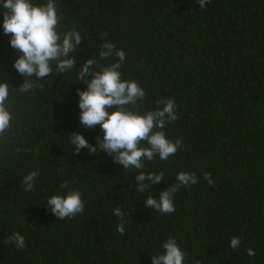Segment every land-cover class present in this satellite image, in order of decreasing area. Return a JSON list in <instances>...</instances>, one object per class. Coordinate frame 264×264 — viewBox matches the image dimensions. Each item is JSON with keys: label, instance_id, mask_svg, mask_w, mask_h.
I'll use <instances>...</instances> for the list:
<instances>
[{"label": "trees", "instance_id": "obj_1", "mask_svg": "<svg viewBox=\"0 0 264 264\" xmlns=\"http://www.w3.org/2000/svg\"><path fill=\"white\" fill-rule=\"evenodd\" d=\"M56 3L57 31L82 37L76 67L59 73L53 62L51 75L21 91L24 77L13 67L21 53L4 34L0 0V82L11 86L12 114L0 135V264H151L170 237L186 253L185 264H264V0H209L204 8L198 0ZM105 41L126 53L122 79L146 93L133 110L146 113L167 98L176 104L178 119L164 131L182 147L167 160L144 161L145 173H164L144 193L135 191L139 171L124 170L104 151L72 154L70 133L93 146L103 137L99 125L80 123L77 89L86 84L77 75L86 59L97 61L93 69L116 61L99 57ZM33 170L35 191L25 192L23 178ZM181 171L199 182L177 191L175 211L145 207L146 197L158 199ZM64 183L82 193L84 212L58 220L46 200L63 195ZM14 232L24 237L23 249L5 243ZM233 236L241 239L237 249Z\"/></svg>", "mask_w": 264, "mask_h": 264}, {"label": "clouds", "instance_id": "obj_2", "mask_svg": "<svg viewBox=\"0 0 264 264\" xmlns=\"http://www.w3.org/2000/svg\"><path fill=\"white\" fill-rule=\"evenodd\" d=\"M199 6L204 8L209 0H198ZM3 31L11 34L9 44L18 50L21 55L13 63L14 69L24 77L19 86L21 91L33 88V80L43 79L52 73V63L55 62L59 73H64L76 67L77 57L73 55L81 44L82 37L76 30H71L61 35L57 31L62 16L58 15L56 0H46V3L36 5L31 0H2ZM99 57L108 59L115 56V62L109 65H98L95 59H86L79 67L77 80L86 84L85 90L77 89L80 109L79 120L84 127L92 128L99 125L103 137L97 138V145L93 146L78 132L69 134L73 145V155L87 148L90 154L97 149L104 151L112 157L113 161L124 170L136 169V192L144 193L145 190L164 180V173H145L144 161H152L156 155L161 160H167L176 154L182 147V141H172L167 138L164 131L166 123L178 119L175 112L176 104L173 99L167 98L158 101L162 107L146 113L133 110L130 106L138 100L145 98L144 89L135 80L122 79L120 68L126 60V53L117 49L109 41L101 45ZM35 76V79H33ZM25 77L29 79H25ZM90 77V79H89ZM8 83L0 82V135L10 127L12 114L6 107L9 98ZM146 142L147 146H142ZM39 173L35 170L23 178L24 191H35V180ZM208 184L214 183L210 173H204ZM177 183L168 185L160 191L158 199L149 195L144 200L145 207L156 210L162 214L175 211L174 196L181 187L197 184L198 177L195 173L181 171L176 176ZM146 181L148 183H146ZM66 189L63 195L54 194L46 200L52 214L58 220L70 219L84 212V200L79 189L72 190L67 183L61 184ZM114 215H126L123 209H114ZM117 231L123 235L125 226L117 225ZM5 243H14L18 249L25 247L24 237L14 232ZM241 244L239 236H233L230 247L237 249ZM163 251L151 256V264H185L186 253L180 248L175 238H168L162 243ZM249 256H255L252 248L246 249ZM199 264V262H197Z\"/></svg>", "mask_w": 264, "mask_h": 264}]
</instances>
